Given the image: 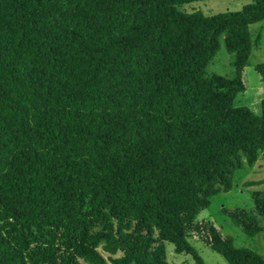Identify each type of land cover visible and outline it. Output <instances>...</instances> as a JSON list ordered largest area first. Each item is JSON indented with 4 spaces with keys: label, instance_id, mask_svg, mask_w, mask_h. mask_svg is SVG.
<instances>
[{
    "label": "trees",
    "instance_id": "1",
    "mask_svg": "<svg viewBox=\"0 0 264 264\" xmlns=\"http://www.w3.org/2000/svg\"><path fill=\"white\" fill-rule=\"evenodd\" d=\"M193 2L0 0V264H170L166 243L206 264L192 238L264 264L206 214L264 150V99L235 106L264 0ZM221 40L231 77L206 72ZM254 202L223 209L250 238Z\"/></svg>",
    "mask_w": 264,
    "mask_h": 264
},
{
    "label": "rangeland",
    "instance_id": "2",
    "mask_svg": "<svg viewBox=\"0 0 264 264\" xmlns=\"http://www.w3.org/2000/svg\"><path fill=\"white\" fill-rule=\"evenodd\" d=\"M254 0H194L185 5L182 10L192 12L202 11L205 15H215L224 12H237ZM261 32L260 43H255L257 34ZM250 33L253 49L248 64L243 73L246 90L235 99L237 107H251L256 113H261V101L264 99V81L257 71V66L264 64V20L251 25ZM233 57L229 54L221 40L220 50L214 60L208 65L207 74H218L231 77ZM234 187L228 193H219L211 199V206L207 211L223 234L234 238L237 247H247L258 252L264 258V232L254 238L247 237L235 227L231 220L224 215L223 209L247 210L257 215V206L254 202L256 194L264 195V150L260 153L253 167L237 170L233 175ZM191 244L197 249L206 264H227L226 259L212 250L197 238L191 239ZM104 256L107 254L100 248ZM166 260L170 264H196L194 258L188 253H176L172 243H166Z\"/></svg>",
    "mask_w": 264,
    "mask_h": 264
}]
</instances>
